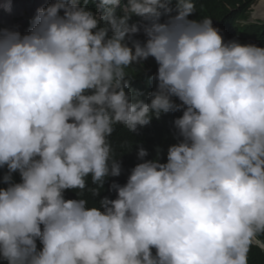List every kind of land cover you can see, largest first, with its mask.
<instances>
[{
  "label": "clouds",
  "instance_id": "1",
  "mask_svg": "<svg viewBox=\"0 0 264 264\" xmlns=\"http://www.w3.org/2000/svg\"><path fill=\"white\" fill-rule=\"evenodd\" d=\"M261 1L244 23H264ZM195 15L194 0H0V264L264 251V46Z\"/></svg>",
  "mask_w": 264,
  "mask_h": 264
},
{
  "label": "trees",
  "instance_id": "2",
  "mask_svg": "<svg viewBox=\"0 0 264 264\" xmlns=\"http://www.w3.org/2000/svg\"><path fill=\"white\" fill-rule=\"evenodd\" d=\"M258 0H194L196 17H209L214 23L220 22L229 39H238L241 43H254L264 46V23L247 24L252 7ZM5 27L0 25V29ZM126 144L132 140L121 137ZM3 175V170L0 171ZM2 186V185H0ZM250 264H264V251L258 250L252 257Z\"/></svg>",
  "mask_w": 264,
  "mask_h": 264
},
{
  "label": "bare ground",
  "instance_id": "3",
  "mask_svg": "<svg viewBox=\"0 0 264 264\" xmlns=\"http://www.w3.org/2000/svg\"><path fill=\"white\" fill-rule=\"evenodd\" d=\"M256 10H257V12H256L257 15L256 16L258 18H263L264 19V0H262L260 2V4L257 5ZM18 11H20V6H15L14 9H13V12L16 13Z\"/></svg>",
  "mask_w": 264,
  "mask_h": 264
},
{
  "label": "rangeland",
  "instance_id": "4",
  "mask_svg": "<svg viewBox=\"0 0 264 264\" xmlns=\"http://www.w3.org/2000/svg\"><path fill=\"white\" fill-rule=\"evenodd\" d=\"M251 15H252V18H255L253 14H251Z\"/></svg>",
  "mask_w": 264,
  "mask_h": 264
}]
</instances>
